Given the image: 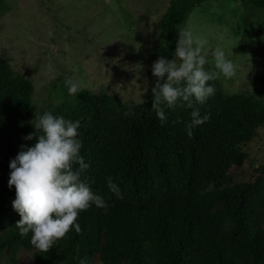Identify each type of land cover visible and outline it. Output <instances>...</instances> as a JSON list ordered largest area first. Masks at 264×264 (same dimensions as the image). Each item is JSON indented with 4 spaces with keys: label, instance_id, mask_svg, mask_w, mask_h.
Listing matches in <instances>:
<instances>
[{
    "label": "trees",
    "instance_id": "1",
    "mask_svg": "<svg viewBox=\"0 0 264 264\" xmlns=\"http://www.w3.org/2000/svg\"><path fill=\"white\" fill-rule=\"evenodd\" d=\"M209 1L167 0L156 40L146 49L142 102L126 104L111 93L81 88L72 96L68 77L59 75L63 100L34 113L32 81L0 54V264H19L20 251L32 252V264H76L80 257L89 264H264V160L251 165L248 180L233 181L264 130V77L231 94L219 79L210 81L215 95L200 106L210 118L191 138L183 128L189 110H166L162 126L152 108L157 78L151 65L160 56L174 58L178 30ZM250 3L264 10V0ZM116 12L110 27L121 21ZM210 60L205 67L214 70ZM44 111L80 122L81 155L90 165L82 178L108 208L81 212V233L72 229L48 252H38L31 234L21 237L16 228L21 217L12 207L15 186L10 189L8 180L10 161L21 145L35 143L24 137ZM109 176L123 199L108 190Z\"/></svg>",
    "mask_w": 264,
    "mask_h": 264
},
{
    "label": "rangeland",
    "instance_id": "2",
    "mask_svg": "<svg viewBox=\"0 0 264 264\" xmlns=\"http://www.w3.org/2000/svg\"><path fill=\"white\" fill-rule=\"evenodd\" d=\"M1 1L0 54L32 81V112L63 100L59 75L81 89L111 93L126 104L144 101L146 49L156 40L167 0ZM116 10L121 21L110 27ZM187 28L208 40L213 66L211 49L217 46L234 61L237 74L218 78L227 94L264 77V10L250 0L205 2L192 11ZM49 66L57 72L55 80L45 77ZM259 135L248 163L233 174L234 182L248 180L251 165L264 160V130ZM31 256V251H20L17 262L32 264Z\"/></svg>",
    "mask_w": 264,
    "mask_h": 264
},
{
    "label": "clouds",
    "instance_id": "3",
    "mask_svg": "<svg viewBox=\"0 0 264 264\" xmlns=\"http://www.w3.org/2000/svg\"><path fill=\"white\" fill-rule=\"evenodd\" d=\"M178 35L174 58L160 56L151 65L152 76L157 78L152 88V108L162 126L167 122L166 110H189L183 128L191 138L194 130L210 118L200 111V106L215 95V87L209 82L221 76L231 79L238 69L224 48L217 46L211 49L215 70H209L205 67L209 63L208 40L189 28L178 30ZM45 77L55 80L57 72L49 66ZM65 86L69 95L79 93V85L71 79L65 80ZM31 124L35 131L24 139L35 143L21 145L10 161L8 186H15L12 207L21 217L16 225L19 235L31 234V246L38 252H48L70 230L81 233L77 222L81 212L93 206L107 210L108 203L82 178L90 165L81 155L80 122L44 111L35 115ZM106 185L117 199L124 198L111 176L106 178ZM76 264H89L88 258H77Z\"/></svg>",
    "mask_w": 264,
    "mask_h": 264
}]
</instances>
